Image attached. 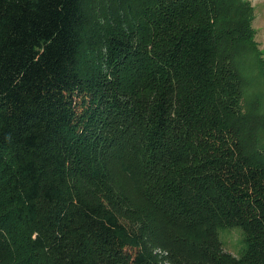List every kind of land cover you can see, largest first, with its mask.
<instances>
[{
  "label": "trees",
  "instance_id": "trees-1",
  "mask_svg": "<svg viewBox=\"0 0 264 264\" xmlns=\"http://www.w3.org/2000/svg\"><path fill=\"white\" fill-rule=\"evenodd\" d=\"M253 16L248 0H0V264H264Z\"/></svg>",
  "mask_w": 264,
  "mask_h": 264
},
{
  "label": "rangeland",
  "instance_id": "rangeland-1",
  "mask_svg": "<svg viewBox=\"0 0 264 264\" xmlns=\"http://www.w3.org/2000/svg\"><path fill=\"white\" fill-rule=\"evenodd\" d=\"M253 8V27L255 30L254 40L257 42L259 56L258 61L252 52L248 56V62L243 65V73L247 80L245 96L255 99L257 96L264 104V0H248ZM220 239L225 249L235 255L242 253L244 249V236L240 227H222L219 230ZM156 251H161L160 249Z\"/></svg>",
  "mask_w": 264,
  "mask_h": 264
}]
</instances>
